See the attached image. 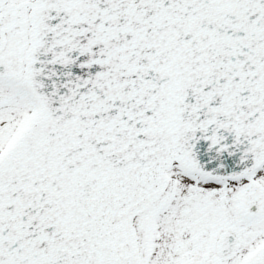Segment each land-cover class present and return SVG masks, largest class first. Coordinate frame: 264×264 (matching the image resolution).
I'll return each mask as SVG.
<instances>
[{"label":"snow or ice","instance_id":"snow-or-ice-1","mask_svg":"<svg viewBox=\"0 0 264 264\" xmlns=\"http://www.w3.org/2000/svg\"><path fill=\"white\" fill-rule=\"evenodd\" d=\"M0 264H264V0H0Z\"/></svg>","mask_w":264,"mask_h":264}]
</instances>
